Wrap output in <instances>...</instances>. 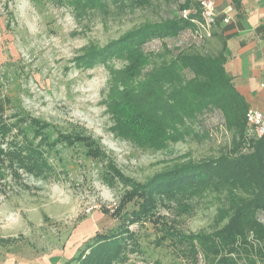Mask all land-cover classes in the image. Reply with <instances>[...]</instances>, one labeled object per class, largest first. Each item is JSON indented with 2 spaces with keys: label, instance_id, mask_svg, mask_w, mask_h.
Masks as SVG:
<instances>
[{
  "label": "rangeland",
  "instance_id": "obj_1",
  "mask_svg": "<svg viewBox=\"0 0 264 264\" xmlns=\"http://www.w3.org/2000/svg\"><path fill=\"white\" fill-rule=\"evenodd\" d=\"M169 9L157 2L107 23L96 19L85 25L59 0H0V91L9 98L8 118L23 128L42 164L39 177L23 174L15 180L3 171L0 238L11 240L0 241V264H74L94 234L121 223L120 198H131L135 188L119 172L144 183L156 172L219 153L229 144L218 112L194 123L186 138L168 130L166 116L156 112V98L132 82L123 86V72L113 73L122 62L111 64L113 71L75 65L90 44H105L147 18L167 17ZM160 46L157 40L147 49ZM127 98L154 114L161 133L137 140L118 127L113 112ZM179 205L163 200L149 215L138 210L124 220L139 246L123 264H208L205 254L213 245L198 236L223 224L220 204L206 197ZM254 257V264H264Z\"/></svg>",
  "mask_w": 264,
  "mask_h": 264
},
{
  "label": "trees",
  "instance_id": "obj_2",
  "mask_svg": "<svg viewBox=\"0 0 264 264\" xmlns=\"http://www.w3.org/2000/svg\"><path fill=\"white\" fill-rule=\"evenodd\" d=\"M59 1L68 5L75 19L85 25L96 19L107 23L111 18L157 2L167 5L171 13L167 17L147 18L105 44H90L75 65L86 68L103 65L113 71L115 66L110 65L116 60L122 62L123 67L113 72L115 75L123 72L122 85L129 86L132 82L146 89L160 103L156 112L166 116L167 129L180 133L182 139L194 132V123L212 112L221 114L230 133L229 144L219 153L156 172L144 183L127 179L119 172L122 181L131 190L135 188L130 192L131 198H120L117 218L121 223L94 234L74 264L125 263L139 246L134 233L123 226L134 211L145 210L149 215L163 200L183 205L193 198L206 197L218 201V216L223 221L217 230L198 236L213 245V251L205 254L208 264H242L241 257L254 264L255 254L264 261V135L259 136L247 122L250 106L226 70L225 47L212 53L206 47L212 36H198L204 20L201 0ZM242 1L232 3L240 9ZM157 40L161 46L148 50L147 45ZM7 101L9 98L0 91V179L5 169L15 180L23 174L39 177L41 160L23 128L8 118ZM115 109L117 125L127 136L146 140L161 133L160 121L150 116L154 115L152 112L147 115L138 108L131 98ZM130 203L136 207L129 209ZM10 240L0 238L2 242Z\"/></svg>",
  "mask_w": 264,
  "mask_h": 264
},
{
  "label": "crops",
  "instance_id": "obj_3",
  "mask_svg": "<svg viewBox=\"0 0 264 264\" xmlns=\"http://www.w3.org/2000/svg\"><path fill=\"white\" fill-rule=\"evenodd\" d=\"M218 17L207 47L218 53L225 47V67L250 107L264 112V0H214ZM225 19H229L226 21Z\"/></svg>",
  "mask_w": 264,
  "mask_h": 264
},
{
  "label": "built area",
  "instance_id": "obj_4",
  "mask_svg": "<svg viewBox=\"0 0 264 264\" xmlns=\"http://www.w3.org/2000/svg\"><path fill=\"white\" fill-rule=\"evenodd\" d=\"M203 8V22L199 25L198 36L210 37L212 35V24L216 22L218 17V10L214 0H201ZM228 21L229 19H225ZM247 122L259 136L264 135V112L250 107L247 111Z\"/></svg>",
  "mask_w": 264,
  "mask_h": 264
}]
</instances>
